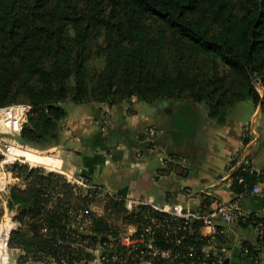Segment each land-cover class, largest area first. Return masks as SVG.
I'll return each mask as SVG.
<instances>
[{
	"label": "trees",
	"instance_id": "trees-1",
	"mask_svg": "<svg viewBox=\"0 0 264 264\" xmlns=\"http://www.w3.org/2000/svg\"><path fill=\"white\" fill-rule=\"evenodd\" d=\"M256 80L264 87V0H0V106L31 105L17 139L35 149L57 144L68 104L188 100L221 123L235 103L259 104ZM250 167L232 172L237 195L264 180V168ZM7 170L16 179L3 199L18 263L88 264L98 249L108 264H211L203 251L210 242L222 254L221 230L204 235L199 220L148 204L129 210L126 198L41 166ZM4 213L0 198V220ZM241 221L264 226V216ZM125 226L171 255L141 256L144 244L121 242Z\"/></svg>",
	"mask_w": 264,
	"mask_h": 264
},
{
	"label": "crops",
	"instance_id": "crops-1",
	"mask_svg": "<svg viewBox=\"0 0 264 264\" xmlns=\"http://www.w3.org/2000/svg\"><path fill=\"white\" fill-rule=\"evenodd\" d=\"M239 102L229 108L221 123L209 118L206 110L201 114V104L188 100L148 103L133 97L113 105L68 104L58 142L50 147L59 154V170L48 171L67 179V175H82L109 195L159 207H189L211 213L219 203H236L237 214L263 217V193L240 196L232 189L234 168L230 169L228 163L235 152L241 155L233 167L245 159L255 170L264 168V137L254 125L255 115L263 108L254 104L247 114L237 108ZM103 111L110 113L107 125L102 124ZM248 116H252V123L247 121ZM149 126L156 129L155 147L144 140V129ZM244 132L247 135L243 136ZM170 156H181L184 161L168 168L166 157ZM15 181L11 172H3L0 198L6 222L12 213L3 197L7 186ZM213 222L221 230L219 250L230 256L229 264H264V241H259L251 222L245 224L236 215L225 221L218 214ZM200 231L204 235L214 232L206 226ZM247 245L253 247L256 257L248 252ZM18 253L10 250L9 264H40L18 263ZM88 264L102 263L96 254Z\"/></svg>",
	"mask_w": 264,
	"mask_h": 264
},
{
	"label": "built area",
	"instance_id": "built-area-1",
	"mask_svg": "<svg viewBox=\"0 0 264 264\" xmlns=\"http://www.w3.org/2000/svg\"><path fill=\"white\" fill-rule=\"evenodd\" d=\"M254 86L256 90L259 93V96L262 100V103L264 104V87L260 83L259 80H256L254 82ZM32 107L31 105L27 103H10L4 106H0V168L4 173L10 172L7 170V167L15 162L19 163H28L25 161L24 156L22 155V152L25 150H28V146L25 144H21L17 137L19 136L20 132L22 131L24 125L27 123L28 115L30 114ZM102 124L107 125L109 123L110 119V113L107 111L102 112ZM248 132H244L243 136L247 135ZM156 136V129L149 126L144 129V140L148 142L150 146L155 147V139ZM241 155L240 151L235 152L230 159V162L228 163V167L237 169L239 165L248 164L245 162V159H242L241 162L234 166V162H237V159L239 160V157ZM166 161L168 166L171 165L174 167L176 163L179 161H184V158L181 156H170L166 157ZM30 164V163H28ZM41 166V165H38ZM43 168H46L45 166H41ZM50 170H59V168L55 167ZM256 171L260 172V170H255L254 168L250 167V171ZM65 176V175H64ZM66 177V176H65ZM68 180L72 183L77 184L78 186L82 188H87L90 185L86 181V178L82 175H67ZM14 179V178H13ZM15 180V179H14ZM238 182L243 183L244 179L243 177H238ZM98 189H100L102 192L106 193L104 191V188L102 186H98ZM256 193H263L264 194V180L258 181L255 184H253L251 187H248L245 185L243 192H241L239 195H247V194H256ZM139 204H147L142 201L138 200H132L129 198H126V207L127 209H132L133 207L139 205ZM150 205L154 210L159 212H165L169 214L173 219L180 218L185 221V223L190 222L192 220H199L203 223V226L210 227L214 232H217V228L214 225L213 222V216L218 214L222 217L223 220L228 221L233 215L238 216L241 220L245 221L248 217V214H242L236 213V203H230V204H217V207L214 212L211 213H204L199 212L196 210H192L189 207L181 208L180 206H156L154 204H148ZM92 209L99 210L100 208L98 206L92 205ZM152 223H155L157 226L159 225V222H157L155 219L151 220ZM252 226L260 233V231L264 228V226L261 223H252ZM14 222L12 219H10L9 222H6L4 219V215L0 220V264H9V252L10 247L8 245V239H9V233L12 228H14ZM166 227L168 226V223L166 224ZM131 231L127 234H124L121 236V242L137 246L138 244H144L146 250L145 252L141 251L140 255H149V256H156L160 254L163 257H169L171 254L168 250H159L156 248L151 241H145L143 238L139 237H131L132 233L135 231V228L133 226H130ZM212 233V234H213ZM260 237V236H259ZM192 250V248H190ZM203 251L207 257H210L212 259L211 264H220L221 263V256L218 253V250L214 247L213 242L207 243L203 246ZM97 254V261L102 264H108L107 259L103 257H99V252L97 253V250H95ZM177 255H174L176 257ZM256 259V258H254ZM199 264H207L205 261L200 262Z\"/></svg>",
	"mask_w": 264,
	"mask_h": 264
},
{
	"label": "rangeland",
	"instance_id": "rangeland-1",
	"mask_svg": "<svg viewBox=\"0 0 264 264\" xmlns=\"http://www.w3.org/2000/svg\"><path fill=\"white\" fill-rule=\"evenodd\" d=\"M253 107H254V104L251 101H249V100L240 101L237 104V108L242 109L243 112L247 113V114L250 113V111H252ZM200 108H201V111L199 110V112H201V114H202V110H206V107H205V105L203 103H201V107ZM188 116H190V115H188ZM247 121L252 123V116L251 117L248 116ZM254 125H255L256 129L259 130L261 132L262 136L264 137V109H260L259 113L255 115ZM27 148H28V150H25V151H30V152H32L34 154H37V155H40V156L49 157V158L53 157L57 161H58L57 158H60L59 154L57 153V151L52 150L50 148L43 149V150L35 149V148L30 147V146H28ZM25 161L28 162L27 160H25ZM29 165L38 166L39 164H35L33 162H30ZM58 166L59 165H55V167H58ZM55 167H53V168H55ZM45 169L46 170H50L52 168H47L46 167ZM2 178H3V171L0 168V180H2ZM129 228H130V226H127V227L125 226L123 228V234L124 233L127 234Z\"/></svg>",
	"mask_w": 264,
	"mask_h": 264
},
{
	"label": "bare ground",
	"instance_id": "bare-ground-1",
	"mask_svg": "<svg viewBox=\"0 0 264 264\" xmlns=\"http://www.w3.org/2000/svg\"><path fill=\"white\" fill-rule=\"evenodd\" d=\"M22 155L24 156L25 160H27L28 162H33L35 164H39L47 168H53L55 167V165L59 164V162L55 160L52 156H51L52 158L44 157L34 154L30 151H23Z\"/></svg>",
	"mask_w": 264,
	"mask_h": 264
},
{
	"label": "water",
	"instance_id": "water-1",
	"mask_svg": "<svg viewBox=\"0 0 264 264\" xmlns=\"http://www.w3.org/2000/svg\"><path fill=\"white\" fill-rule=\"evenodd\" d=\"M259 106H260V108L262 107V100H261V98H260V101H259ZM177 168L180 169V166L177 167ZM243 256H246V255L244 254ZM229 261H230V256L227 253H222L221 254V263L220 264H229Z\"/></svg>",
	"mask_w": 264,
	"mask_h": 264
}]
</instances>
